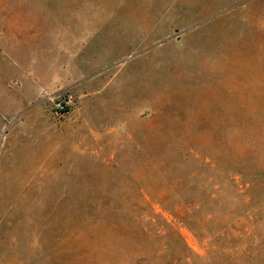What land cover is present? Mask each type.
Masks as SVG:
<instances>
[{
    "label": "rangeland",
    "instance_id": "374dc122",
    "mask_svg": "<svg viewBox=\"0 0 264 264\" xmlns=\"http://www.w3.org/2000/svg\"><path fill=\"white\" fill-rule=\"evenodd\" d=\"M0 264H264V0H0Z\"/></svg>",
    "mask_w": 264,
    "mask_h": 264
},
{
    "label": "built area",
    "instance_id": "2783aa9c",
    "mask_svg": "<svg viewBox=\"0 0 264 264\" xmlns=\"http://www.w3.org/2000/svg\"><path fill=\"white\" fill-rule=\"evenodd\" d=\"M73 104L74 101L72 97H65L56 104V111L60 114H66L70 112L71 108L73 107Z\"/></svg>",
    "mask_w": 264,
    "mask_h": 264
}]
</instances>
